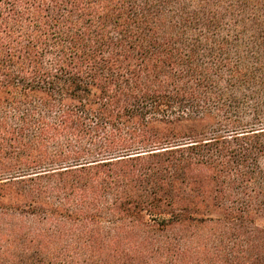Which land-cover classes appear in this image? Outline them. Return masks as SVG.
Wrapping results in <instances>:
<instances>
[{
    "label": "trees",
    "instance_id": "1",
    "mask_svg": "<svg viewBox=\"0 0 264 264\" xmlns=\"http://www.w3.org/2000/svg\"><path fill=\"white\" fill-rule=\"evenodd\" d=\"M0 264H264V0H0Z\"/></svg>",
    "mask_w": 264,
    "mask_h": 264
}]
</instances>
